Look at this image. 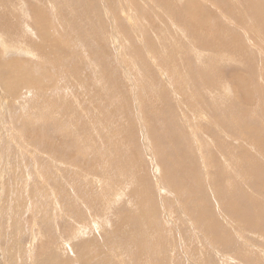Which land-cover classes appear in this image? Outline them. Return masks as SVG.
I'll use <instances>...</instances> for the list:
<instances>
[{"label":"rangeland","instance_id":"1","mask_svg":"<svg viewBox=\"0 0 264 264\" xmlns=\"http://www.w3.org/2000/svg\"><path fill=\"white\" fill-rule=\"evenodd\" d=\"M0 264H264V0H0Z\"/></svg>","mask_w":264,"mask_h":264},{"label":"bare ground","instance_id":"2","mask_svg":"<svg viewBox=\"0 0 264 264\" xmlns=\"http://www.w3.org/2000/svg\"><path fill=\"white\" fill-rule=\"evenodd\" d=\"M11 83V82H10ZM17 87V86H16ZM11 91V90H10ZM36 194V193H35Z\"/></svg>","mask_w":264,"mask_h":264}]
</instances>
